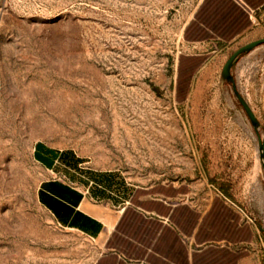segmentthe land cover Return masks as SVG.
<instances>
[{
    "label": "rangeland",
    "instance_id": "obj_1",
    "mask_svg": "<svg viewBox=\"0 0 264 264\" xmlns=\"http://www.w3.org/2000/svg\"><path fill=\"white\" fill-rule=\"evenodd\" d=\"M0 0V264H95L38 203L37 144L153 210H240L264 244V0ZM220 188L228 191L224 195Z\"/></svg>",
    "mask_w": 264,
    "mask_h": 264
},
{
    "label": "crops",
    "instance_id": "obj_2",
    "mask_svg": "<svg viewBox=\"0 0 264 264\" xmlns=\"http://www.w3.org/2000/svg\"><path fill=\"white\" fill-rule=\"evenodd\" d=\"M34 158L47 173L38 203L57 228L94 243L95 264H264V244L240 210H178L171 198L159 200L173 207L149 210L134 191L123 199L106 180L90 181L75 153L39 143Z\"/></svg>",
    "mask_w": 264,
    "mask_h": 264
},
{
    "label": "water",
    "instance_id": "obj_3",
    "mask_svg": "<svg viewBox=\"0 0 264 264\" xmlns=\"http://www.w3.org/2000/svg\"><path fill=\"white\" fill-rule=\"evenodd\" d=\"M260 45H264V39L252 42V43L240 48L238 51H236L229 58V60L226 62L225 66H224V69H223V72H222V76H223L224 80L229 81V82H233V76L231 74V70H232V67H233L234 63L236 62V60L240 56H242L243 54L251 52L255 48L259 47ZM234 89H235V92H236V94H237V96L239 98V101H240L241 105L243 106V108L246 111V113H247V115H248L253 127L256 130V134H257L258 139H259V147H260V150L262 151V158H263V161H264V140L262 139L261 134H260V132L258 130V125H259L258 124V120H257L256 116L254 115L252 109L250 108L248 102L237 91L235 85H234Z\"/></svg>",
    "mask_w": 264,
    "mask_h": 264
},
{
    "label": "trees",
    "instance_id": "obj_4",
    "mask_svg": "<svg viewBox=\"0 0 264 264\" xmlns=\"http://www.w3.org/2000/svg\"><path fill=\"white\" fill-rule=\"evenodd\" d=\"M220 1H222L223 4L226 3L225 5H228L234 9V12H235L234 15L237 19V26L238 27H242L246 24V21H247L246 13L242 10V8H240L238 5H236L233 0H220ZM244 1L249 3V1H252V0H244ZM220 191L226 196L229 195L228 191L225 190L224 188H220ZM178 210H189V209L182 208V209H178ZM212 210H220V209H219V206L216 205L212 208Z\"/></svg>",
    "mask_w": 264,
    "mask_h": 264
}]
</instances>
